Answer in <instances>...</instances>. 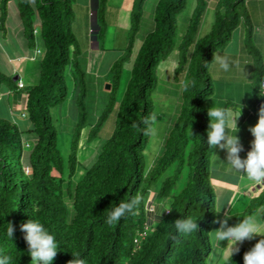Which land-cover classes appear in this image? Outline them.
<instances>
[{"label": "trees", "instance_id": "trees-1", "mask_svg": "<svg viewBox=\"0 0 264 264\" xmlns=\"http://www.w3.org/2000/svg\"><path fill=\"white\" fill-rule=\"evenodd\" d=\"M11 1L0 0V33L4 38L8 33ZM243 1L218 0L211 31L196 39L208 4V0H197L179 42L175 40V16L186 0L157 1L153 29L143 38L135 55L114 129L92 165L81 178L73 181L80 132L87 118L82 87L84 72L78 63L79 51L72 31L73 0H14L27 48H40L43 55L36 84L19 88V79L14 82L12 75L0 70V91L7 82L15 91L23 92L29 124L23 128L12 116L0 117V259L7 256L9 264H32L24 233L20 231V225L32 219L43 224L59 244L51 264H68L74 257L85 264H208L213 251L209 232L217 219V199L214 188L209 185L211 148L206 142L209 117L203 113L204 98L212 92L207 69L217 47L224 48L229 43L232 31L241 21L247 29L246 39L250 38L251 28ZM106 2L97 0L94 10L96 45L105 34ZM143 2L133 3L131 37L112 67V91L120 79L123 62L132 54ZM98 48L106 50L100 44ZM175 48L180 52L177 71L185 68L189 80L181 93L177 118L163 140L159 155L147 168L144 152L151 131L153 112L149 94L156 81L155 67ZM251 51L259 61L252 74L256 78L253 90L258 95L259 83L264 80V60L253 46ZM69 66L79 84L76 96L79 117L65 165L57 146L58 131L52 111L68 96L65 74ZM105 114L106 111L91 125L87 141L97 136ZM25 143L30 145L26 148ZM174 164V172L163 178L158 192L150 197L153 184ZM185 165L188 166L187 181L180 192L172 194ZM134 197H140L141 203L109 226L106 218L111 208L122 199L128 201ZM167 197L172 199L166 208L153 203V198ZM151 204L155 206L154 212L148 209ZM165 209L172 212H162ZM257 211L259 218L264 219V188L244 210L231 214L228 225L234 226ZM186 218L198 222L199 230L191 234L177 232L174 221ZM9 223L15 228L12 238L7 235ZM146 226V237L136 244L137 233ZM261 238L264 237L253 238L249 244L240 246L239 252L222 264H244V253Z\"/></svg>", "mask_w": 264, "mask_h": 264}, {"label": "rangeland", "instance_id": "rangeland-1", "mask_svg": "<svg viewBox=\"0 0 264 264\" xmlns=\"http://www.w3.org/2000/svg\"><path fill=\"white\" fill-rule=\"evenodd\" d=\"M134 1L135 0H107L104 10V21L106 26L105 34L102 39H99L100 46H104L106 49L103 51L101 49L92 48V20L90 14L92 10V0H73L72 31L79 51L78 63L82 72H84L82 87L85 89L83 100L86 107L85 110L87 117L85 125L80 132L81 135L77 152L78 166L77 171L72 178L73 181L81 178L84 171L92 165L102 144L110 137L114 129L120 102L130 78L135 55L139 50L143 38L153 29V11L158 0H144L139 28L134 33L135 42L132 54L123 62L120 79L116 88L112 91L111 87H108V85L111 86L112 83V67L115 61L124 53L129 37H131V9ZM217 1L218 0H208L200 26L195 35L196 39L204 37L211 31L215 22V4ZM96 3L97 0H94L92 12L94 22ZM196 5L197 0H186L183 9L176 14V42H179L185 34L189 19L193 14ZM240 26L241 24L232 31V39H230L229 43L224 48L217 47L215 50V52L220 55L228 56L230 70L225 72L221 70L216 63H211L208 66L207 72L211 78L212 92L208 94L203 101V113L205 114H207L208 109L213 106L222 108V105H224L228 107L229 112L236 110L234 114L237 113L239 115L240 106L237 105H242V102L236 103L235 96L243 92L244 89H242L241 84L248 85L249 83H252L253 85H256V78H253L252 76L249 78V73L247 72L248 66L244 64V52H241V54L239 53L238 47L241 43L239 41L238 31ZM19 27H21L20 21L18 14L15 11L13 0L10 3V13L7 20V28L9 32L5 36V40H2L3 37H0V42L2 43V46H4L5 51L9 54L12 53L13 56H16L17 54L21 56L26 52L28 54L31 53L30 50L24 49V47L21 46L20 38L22 39V35L21 32L19 33L18 31L20 30ZM96 32L97 29L94 25L92 33L96 34ZM249 39L250 38H248V40L246 39L243 42V45H246V53L252 57L253 67L256 65L259 66L258 57L251 51L253 42L251 40L249 41ZM179 54V50L175 48L166 59L161 60L155 67L156 81L149 94V99L152 104V117H155V119H151V131L144 152V159L147 168H149L154 159L159 155L163 140L177 118L182 104L181 93L189 80L188 71H186L185 68L177 71L179 66L178 61L180 60ZM26 57L27 59L24 57L21 61H13V64L16 66L17 70H20V76L24 80L23 83L25 86H28L29 82H35L34 77H36V65L35 62L32 63L29 61L28 56ZM36 61H38V59ZM233 61L238 62L239 66H234L231 63ZM73 72L72 66H69L66 69V84L69 88V93L66 101L63 102L59 108H54L52 111L58 131L57 146L65 165H67V159L70 153L71 141L75 131V123L79 117V106L76 103V96L79 93L77 92L79 84L77 85V78H75L77 75L73 77ZM14 82H17V80ZM1 88L4 90L0 91V117L6 118L14 115L18 118L16 123L18 122L19 126L24 128L29 125L27 118L24 119L26 110L24 106L25 100L23 92L15 91L14 86L7 82L3 83ZM8 88L9 90H7ZM14 106L16 108L15 112L12 110L13 113H11L9 108H13ZM21 110L24 112L23 114ZM104 111H106V114L101 120L100 126L97 130V136L92 141H87L91 125L98 121ZM29 145V143H25L26 148ZM223 152L224 150L219 149V147L211 149L208 173L209 185L214 188V185H216L215 182H220L221 180L227 184L232 183V181L239 182L240 193L234 197V201H231L227 207L228 211L233 213L238 207L240 210H244L250 204L252 197L245 199L243 192L246 189L245 186L249 185L248 182H250V180L246 175H242L231 169L227 164V158L224 159L222 156ZM246 154L247 153H242V151L239 153L242 159V156ZM175 165L176 164L172 165L159 181L153 184L150 197L158 192L163 178L174 172ZM225 167L230 168V170ZM187 176L188 166L185 165L182 168L180 179L172 189V194H177L182 190L187 181ZM214 190L216 193V187ZM218 198L217 195V199ZM171 199L172 197L164 199L153 198V203L156 205L160 204L166 208L169 206ZM219 202H217V211L220 210V212L217 213L216 221L224 218L222 207ZM259 211L253 215L257 219H260ZM155 224L156 222L153 223V225ZM219 227L220 225L218 223H214L211 232ZM210 237L213 251L208 259V264H222L225 260V250L222 247L219 249L215 248L213 246L212 236L210 235ZM257 237L260 236H256V238ZM250 241H252V239L245 240L242 243H238L236 247L245 246L249 244ZM226 244L227 242L222 246H226Z\"/></svg>", "mask_w": 264, "mask_h": 264}, {"label": "clouds", "instance_id": "clouds-1", "mask_svg": "<svg viewBox=\"0 0 264 264\" xmlns=\"http://www.w3.org/2000/svg\"><path fill=\"white\" fill-rule=\"evenodd\" d=\"M219 65V68L225 72L230 70V62L227 55L213 53V61ZM238 67V62H231ZM18 80V79H17ZM21 81V80H19ZM18 81V82H19ZM17 82V83H18ZM18 86V85H17ZM259 95L264 96V81L259 83ZM209 124L207 130V145L209 148L219 147L225 150L227 154V164L237 173L246 175L247 178L256 185H264V104L260 106L259 118L257 123L249 128L254 139L251 142V150L247 152L246 158H241L239 153L243 150L240 139L237 134L231 135L232 131H239L237 126L238 117H232L231 113L223 108L211 107L208 109ZM154 120L155 117H152ZM141 203L140 197H134L128 201L121 200L118 205L111 208L108 212L106 223L112 226L119 222L126 214L133 212ZM154 204L148 206L150 211L154 212ZM172 212L171 209H165L162 212ZM158 215L161 217V213ZM217 213L220 212L216 211ZM231 215L225 214L224 218L214 223H218L220 227L209 234L213 239V246L217 249L223 248L225 259H231L234 253L239 252L238 243L245 240H251L255 236L264 237V222H261L254 216L242 218L234 226L228 225ZM177 232L181 234H191L199 230L198 222L191 218L177 219L174 221ZM15 228L9 223L7 235L12 238ZM20 231L24 233V240L28 246V253L31 256L32 264H51L56 257L59 244L56 237L49 233L43 224L30 219L26 223L20 225ZM148 226L143 231L137 233L134 242L138 244L147 235ZM145 232V236L141 237L140 233ZM227 242L226 246H222V242ZM10 258L5 256L0 259V264H9ZM244 264H264V238L258 240L257 243L243 256ZM68 264H85L82 259L75 258L68 261Z\"/></svg>", "mask_w": 264, "mask_h": 264}, {"label": "crops", "instance_id": "crops-1", "mask_svg": "<svg viewBox=\"0 0 264 264\" xmlns=\"http://www.w3.org/2000/svg\"><path fill=\"white\" fill-rule=\"evenodd\" d=\"M93 3L94 0H92V10H91V20H92V28H91V43H92V48L94 49H99L98 48V43L95 46V42H94V33H92V30L94 28V21L92 18V12H93ZM243 5H244V10H245V14L248 18V21L250 23V40L253 42V48L256 49L261 57L262 60H264V0H244L243 1ZM216 7V4H215ZM20 30L19 33L22 31L21 27H19ZM9 32V30H8ZM8 34V33H7ZM22 35V33H21ZM238 36H239V41H240V46L238 47L239 49V53L241 54V52H244V64H246L248 66V73H249V78H251L255 66L253 67V63H252V57L250 55H248L246 53L245 50V46L243 45V42L246 40V36H247V29L246 26L244 25V23H241V26L239 27V31H238ZM0 37H3L0 33ZM6 38V37H5ZM5 38L3 37L2 40H5ZM232 39V36H231ZM20 43L21 46L24 47V49H28L26 42L22 36V39L20 38ZM23 49V50H24ZM29 50V49H28ZM31 53L27 54L25 53L24 55L19 56L18 54L16 56H13L12 53H8L7 51H5L4 46H2V43L0 42V70L5 73L6 75H12L13 78L15 80L19 79L22 82H24V80L21 78V73L20 70L16 69V66H14L13 61L15 62V60H20L22 58H26V56L29 57V61L34 63L35 62V82H29L28 85H33L36 84L38 82L39 79V68H40V58L43 55V51L38 48L35 50H30ZM238 57V56H237ZM240 58V56H239ZM38 59V61H36ZM37 62V64H36ZM2 65V66H1ZM6 70H4V69ZM27 84V83H26ZM242 85V89L243 92L240 94H237L235 96L236 99V103L238 102H242V105L238 104L237 106H240V110H241V115L237 120V126L239 131L237 133H235V131H232L230 134L231 135H235L237 134L239 139H240V143L243 146V150L242 153H247L248 151L251 150V142L254 139V137L252 136L251 132L249 131V128L254 126L259 118V109L260 106L262 104H264V97L259 96V92L258 95H256V91L253 90V84L249 83L248 85L246 84H241ZM254 105V108H253ZM223 109L228 110L227 106L222 105ZM220 108V107H219ZM15 106L12 108H9V111L11 113H13V111L15 112ZM13 110V111H12ZM22 112V110H21ZM234 112H236V110L231 111V116L232 117H238L239 115L237 113L234 114ZM24 112H22L23 114ZM240 113V112H239ZM23 116V115H22ZM21 116V117H22ZM12 118L15 119V121H17L18 118H16L14 115H12ZM26 118V113L24 114V119ZM246 151V152H245ZM223 158L226 159L227 154L226 151L224 150L223 154H222ZM247 154L242 156L243 158H246ZM226 169L230 170V168L225 167ZM223 169V168H222ZM243 175V174H242ZM249 185L245 186L246 189L243 191L244 195H245V199L246 198H251L256 196L260 190L262 188H264V185H256L254 184V182L250 181L248 182ZM216 185H214V189L216 187V199H217V195H218V201L222 207V213L225 216V214H234L237 212H241L242 210L239 209V207L237 208V210L233 213H230V211H228V204L231 203V201L233 202L234 197H236L239 193H240V186H239V182H234L232 181V183L227 184L226 182H224L223 180H221L220 182H215ZM246 207V206H245ZM155 216H153L152 218H154ZM261 222H264V219H258ZM256 238V236L254 237Z\"/></svg>", "mask_w": 264, "mask_h": 264}, {"label": "built area", "instance_id": "built-area-1", "mask_svg": "<svg viewBox=\"0 0 264 264\" xmlns=\"http://www.w3.org/2000/svg\"><path fill=\"white\" fill-rule=\"evenodd\" d=\"M262 81H264V80H262ZM17 85H18L19 88H22V87L24 86V83H23L22 81H19V82L17 83ZM262 97H264V96H262ZM140 236H141V237L145 236V232L140 233ZM135 241H138V239L135 240Z\"/></svg>", "mask_w": 264, "mask_h": 264}, {"label": "water", "instance_id": "water-1", "mask_svg": "<svg viewBox=\"0 0 264 264\" xmlns=\"http://www.w3.org/2000/svg\"><path fill=\"white\" fill-rule=\"evenodd\" d=\"M15 80V79H14ZM108 87H110L109 85H108Z\"/></svg>", "mask_w": 264, "mask_h": 264}]
</instances>
